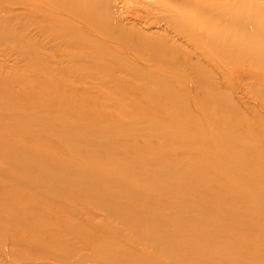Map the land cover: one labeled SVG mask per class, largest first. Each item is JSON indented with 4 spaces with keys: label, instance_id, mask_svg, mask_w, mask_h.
<instances>
[{
    "label": "bare ground",
    "instance_id": "obj_1",
    "mask_svg": "<svg viewBox=\"0 0 264 264\" xmlns=\"http://www.w3.org/2000/svg\"><path fill=\"white\" fill-rule=\"evenodd\" d=\"M10 53L18 55L16 60L33 72L32 77L24 79L34 83V89H29L28 94H20L21 101L35 100L43 95L46 96V103H43L44 107L38 103L37 108L36 103L30 104L32 111L20 107L19 112H28L26 125L22 127L25 130L8 128L11 129L8 132L21 130L24 134H39L37 129H40L39 132H51L53 138L64 140L71 146L105 149L102 156L86 157L92 165L100 168L96 171L90 164L78 167L60 156L42 152L37 145L29 148L15 145L11 157L18 156L25 163L34 160L40 162L32 169L11 166L13 176H45L32 188H48L51 195L47 198L64 196L67 199L66 194L73 192L72 187H69L72 182L81 188L97 191L98 197L112 196V203L132 200L155 203L159 192H169L172 200L188 193V199L175 204L159 202L155 216L164 221L147 227L140 236L141 240L153 237L155 243L169 251L173 250V244L180 248L187 247L188 253L179 257L184 263L223 262L230 258L264 262V254H255L251 249L244 252L236 249V244L249 241L247 238L225 237L227 226L216 227L210 224L220 214L237 218L235 225L239 226L252 221L246 211H236L232 206L218 204L213 208H205L207 201L216 193L205 194L200 191L203 183L213 180V176L220 173L232 181L240 182V179L231 168L214 165L215 160L223 159L220 154L204 146H187L192 139L202 140L197 130L195 137L185 138L182 142L179 136L185 130L183 124L164 128L161 124L165 121L153 118L155 122L152 124L142 119L145 121L142 124L137 121L124 122L118 124L117 132L105 131L107 140L115 143V149L122 147L125 156L130 157V161L115 168L128 176H134L135 179L130 183L107 176L114 168L104 164L103 160L113 154L105 148L104 140L99 141L96 137H90V134L84 138L73 134L75 130L80 134L91 130L87 122L81 123L86 115L83 118H78V115L85 112L82 110L99 105L97 99L107 107L111 100H119V106L116 107L121 110L127 100L140 101L149 97L168 101L180 97L184 101L186 99V104L191 108L195 104L187 102L188 99L199 101L208 96L222 98L223 92L213 84L217 80L216 75L220 76L223 83L231 65L251 60V55L256 56L254 60L264 59V0H0V67L8 62L6 58ZM256 78L264 79V75ZM12 94H0V104L12 97ZM50 104L54 110L47 106ZM227 104L233 108L231 101H227ZM178 105L184 113L181 104ZM180 110L176 111L179 117L182 115ZM3 113L0 111V127L18 121H5ZM60 115H70V124L55 125L50 121ZM175 115L172 116L175 118ZM190 116H183L181 122L199 127V121ZM170 121L173 118L168 119L167 123ZM77 126L80 128L77 129ZM99 131L100 128L95 127L91 133ZM124 131L129 137L121 135ZM144 131L148 132V139L152 136L165 138L182 148L174 151L166 147L146 148L131 142L130 136ZM0 145H4V136L0 137ZM205 154L213 158L210 163L212 166L209 164L208 168L212 177L191 180L188 175L208 165L196 160ZM1 162L4 169V159ZM147 166L152 168L151 175L141 174ZM156 176L162 179L151 184L150 188L154 191L152 194L139 189L138 186L147 185ZM223 181L220 179L217 183L221 185ZM126 185H131V189L124 193L116 192ZM27 187L20 182L15 186L18 190ZM69 199L75 204L85 201L82 198ZM91 205L108 212L112 217L124 215L131 226L139 223L147 226L148 221L130 216L133 211L127 207L114 209L107 203L97 201H92ZM194 205L203 209L188 214V209ZM66 214L73 215V212L67 211ZM66 214L54 212L53 220L63 221ZM82 230L85 231V226ZM161 232L168 235L162 236ZM207 239L227 249L222 253L215 245L206 244ZM55 241L61 243L60 239ZM88 245L94 251L108 250L102 243L90 242ZM85 247L84 242L65 244V253L57 259L61 264H67L64 262L68 257L79 251L80 254ZM208 250H211L210 255L199 256V253ZM125 256L130 259L129 264H148V261L132 260L128 254Z\"/></svg>",
    "mask_w": 264,
    "mask_h": 264
},
{
    "label": "rangeland",
    "instance_id": "obj_2",
    "mask_svg": "<svg viewBox=\"0 0 264 264\" xmlns=\"http://www.w3.org/2000/svg\"><path fill=\"white\" fill-rule=\"evenodd\" d=\"M13 54L10 53L6 58L7 65L0 67V94L13 93L12 97L0 104V111H4L5 121L18 120L7 127H0V137L4 136V145H0V264H61L62 262L57 257L65 253V244L76 245L80 242L86 244V247L81 249L83 251L80 254V251L74 253L64 263L129 264L130 259L125 256L128 254L132 256V260L148 261V264H238L239 262L264 264L263 261L250 259L246 262L245 259L237 258H230L223 262H214L213 260L208 263L200 261L184 263L180 261L179 257L188 253L187 247L180 248L173 244V250L169 251L163 245L155 243L153 237H149L146 241L141 240L140 236L143 235L147 227L150 228L152 224L164 221L155 216L158 203L161 201L167 203L168 201L169 204H175L188 199L190 197L188 193L172 200L169 198V192H159L160 195L154 200L155 203L148 201L144 203L139 200L112 203L110 201L112 196L98 197L97 191L81 188L72 182L69 187H72L73 192L70 191L66 194L67 199L82 198L85 200L84 203L75 204L68 201L64 196L63 198H47L51 192L46 187L33 189L34 184L45 177L41 174L13 176L11 166L32 169L40 162L34 160L25 163L18 156L11 157L10 153L15 145L26 148L37 145L42 152L60 156L66 162L75 163L78 167L92 165L86 157L89 155L102 156L105 150L103 147L82 149L79 146H71L64 140L53 138L50 135L51 132L45 130L41 133V131L39 132L40 129H37L38 133H41L40 135L36 134L37 132L24 134L21 131L25 130L22 127L26 125L28 112L27 110L19 112L18 109L26 107L32 111L30 106L32 103H36L35 108H37L38 103L44 107L46 96L39 95L35 100L21 101L20 94H28L29 89H34V83L24 79L32 77L33 72L28 71L24 63L17 61L18 55ZM255 57L251 55V60L247 59L244 62L231 65L228 68L229 73L225 74L226 79L223 83L220 81L219 75L215 76L217 80L213 84L217 87L216 89L220 88L223 92L222 98L216 99L214 96H208L199 99V101L188 99L187 102L195 104V107L191 108L186 104V99L184 101L180 97L172 98L170 101L149 97L147 100L140 101L127 100L121 110L116 107L119 106V100H111L107 107L103 101L97 99L96 102L101 106L95 104V107L82 110L85 112L78 115V118H83L86 115L81 123L87 122L91 130L81 134L75 130L73 134L80 135L82 138L91 135L90 137H96L99 141L104 140L103 142H106L105 148L113 154L103 160L104 164L114 168L107 173V176H114L116 180L130 183L132 179H135L134 176H128L125 172L115 170L123 162L130 161V157L125 156L122 147L115 149V143L110 139L107 140L105 131L117 132L118 124H124V122L137 121L142 124L145 122L142 119H146L150 121L149 124H152L155 122L153 118L165 121L164 124H161L164 128L183 124L185 130L179 136L182 142L185 138L192 139L195 137V130H197L198 134L202 136V140L192 139L187 146L196 148L197 146H204L205 149L220 154L223 159H220L219 156L220 160H215L214 165L231 168L240 182L245 183V185H241L239 181L229 180L222 173L213 176L215 178L211 179L212 182L203 183L200 189L205 194L216 193L207 201L205 208H213L218 204L232 206L236 211H246L252 221L250 224L244 223L239 226L235 225L237 218L220 214L218 218L212 219L210 224L216 227L227 226L228 230L224 231L225 237H245L252 242L237 243V250L244 252L251 249L255 251V254H264V136H262L264 134V79L256 78L258 75H264V59L256 58L254 60ZM227 101L232 102L233 108L231 105L228 106ZM90 103L94 105L93 101ZM178 103L181 104L180 107H183L184 113L179 109ZM47 106L54 110L51 104ZM105 107L107 109H104ZM179 110L182 114L180 117L176 113ZM188 114L199 121V127L181 122L183 116ZM172 115H175V118ZM171 118L173 121L167 123V120ZM71 120L70 115H60L50 121L55 125H64L70 124ZM95 127L100 128V131L92 134L91 132ZM8 128L21 130L12 133L8 132L11 130ZM79 128L80 126H77V129ZM147 133L144 131L140 134H134L133 137L130 136L131 142L146 148L166 147L173 149L172 151L182 148L177 143L172 144V140H165V138L160 137L158 139L152 136L148 139L146 138ZM121 135L126 136V131ZM173 141L176 140L173 139ZM179 157L182 158V155ZM2 159H4V169L1 167ZM196 160L206 162L208 165L204 169L188 175L191 180L209 177L208 168L212 166L210 163H212L213 158L209 154H205ZM92 166H94L93 170L98 171L100 169L96 165ZM151 171L152 168L147 166L141 174L151 175ZM127 176L128 178H126ZM161 179L160 176H156V178L149 180L147 185L138 187L142 192L152 194L154 191L150 188L151 184L156 181L159 182ZM220 179L224 180L221 185L217 183ZM17 182L28 187L18 190L15 188ZM130 189L131 185H126L117 189L116 192L124 193ZM44 195L45 198H43ZM92 201L107 203L114 209L127 207L133 211L130 212L132 214L130 216L148 221L147 226L140 223L131 226L126 222L125 218L127 217L124 215L112 217L108 212L98 210L97 207L91 205ZM85 205L87 206L84 207ZM202 209L199 205H194L188 209L187 213L199 212ZM57 211L62 214L69 211L73 212V215L66 214L63 221L57 222L53 220L54 212ZM201 218L203 217L201 216ZM84 226L85 231L82 230ZM160 234L162 236L168 235L163 232ZM55 239H60L61 243H57ZM90 242L92 244L102 243L108 250L94 251L88 245ZM205 242L209 245H215L212 239H207ZM215 247L222 253L227 249L226 246L218 247L215 245ZM210 253L211 250H208L205 253H199V256L210 255Z\"/></svg>",
    "mask_w": 264,
    "mask_h": 264
}]
</instances>
